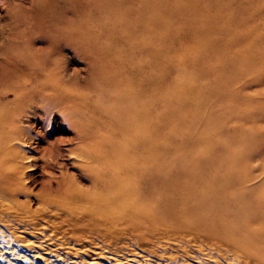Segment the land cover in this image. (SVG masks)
Returning <instances> with one entry per match:
<instances>
[{
    "label": "rangeland",
    "instance_id": "rangeland-1",
    "mask_svg": "<svg viewBox=\"0 0 264 264\" xmlns=\"http://www.w3.org/2000/svg\"><path fill=\"white\" fill-rule=\"evenodd\" d=\"M2 70L6 82H55L76 98L38 92L26 113L13 110L15 134L0 125L24 188L6 191L15 180L0 173V246L8 239L38 262L65 250L64 228L55 232L65 226L40 197L60 182L89 187L88 163L100 156L133 163L135 177L155 165L216 201L226 186L248 207L263 196L264 0H0ZM140 79L137 98L158 118L151 142L150 126H122L120 94ZM174 231L171 245H191Z\"/></svg>",
    "mask_w": 264,
    "mask_h": 264
},
{
    "label": "bare ground",
    "instance_id": "bare-ground-1",
    "mask_svg": "<svg viewBox=\"0 0 264 264\" xmlns=\"http://www.w3.org/2000/svg\"><path fill=\"white\" fill-rule=\"evenodd\" d=\"M137 71L127 74V79L138 77ZM5 74L0 71V85L5 87V94L0 95V101H4L0 125L10 123L8 130L12 134L18 131L10 119L16 117L13 110L20 111V115L26 113L23 107L32 101L31 95L53 94L62 101L76 98V93L72 94L75 90L67 91L55 82L36 84L27 79L21 82V78L6 82ZM142 80L120 94L127 100L122 126L143 130L150 126L146 140L151 142L152 127L158 118L137 98ZM149 92L154 94V89ZM1 136L0 173L15 180V191L5 187L15 194L24 189L19 181L22 165L14 159L15 150L8 148V134ZM102 158L105 159L100 156L88 163L89 187L60 182L56 192L40 197V202L49 206L60 225L65 226L55 230L57 234L64 228L65 235L57 239L65 250L55 249L49 253L51 260L38 262L29 250L17 249L6 239L0 246V264H264V193L254 207H248L236 187L226 186L216 201L210 188H193L189 181L177 184V177L160 172L155 165L151 164L144 176L135 177L138 168L133 163L118 165ZM167 230L186 232L184 237L191 245H171L170 241L177 243L181 235L176 238L175 234H166Z\"/></svg>",
    "mask_w": 264,
    "mask_h": 264
}]
</instances>
